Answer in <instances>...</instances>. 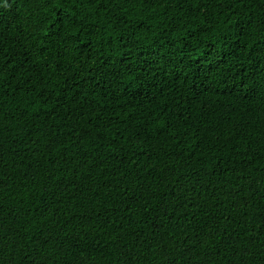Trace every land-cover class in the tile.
<instances>
[{"label":"trees","instance_id":"obj_1","mask_svg":"<svg viewBox=\"0 0 264 264\" xmlns=\"http://www.w3.org/2000/svg\"><path fill=\"white\" fill-rule=\"evenodd\" d=\"M0 264H264V0H0Z\"/></svg>","mask_w":264,"mask_h":264}]
</instances>
